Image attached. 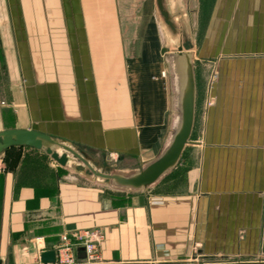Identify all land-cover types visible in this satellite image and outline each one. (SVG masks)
I'll return each mask as SVG.
<instances>
[{
    "label": "crops",
    "instance_id": "crops-1",
    "mask_svg": "<svg viewBox=\"0 0 264 264\" xmlns=\"http://www.w3.org/2000/svg\"><path fill=\"white\" fill-rule=\"evenodd\" d=\"M154 11L0 0V132L66 140L108 168L153 160L174 113ZM203 47L217 79L201 99L196 81L190 144L146 192L105 188L29 147L0 154L2 264H43L85 229L103 232L100 264H264V0H219Z\"/></svg>",
    "mask_w": 264,
    "mask_h": 264
},
{
    "label": "water",
    "instance_id": "water-1",
    "mask_svg": "<svg viewBox=\"0 0 264 264\" xmlns=\"http://www.w3.org/2000/svg\"><path fill=\"white\" fill-rule=\"evenodd\" d=\"M166 1L169 9L165 7ZM155 6L172 32H175V26L171 21V13L178 12L182 15L177 18L178 21L187 20L180 0H155ZM182 33L183 38L192 44L191 38L185 36L183 29ZM161 53L169 70L174 113L165 144L150 162L134 169L104 167L91 155L66 140L33 130L19 129L0 132V154L10 147H29L43 152L58 166L105 188L120 192H146L178 165L185 148L190 144L195 120L197 89L191 49L178 45L174 51L163 48ZM40 260L43 264H54L55 252H43Z\"/></svg>",
    "mask_w": 264,
    "mask_h": 264
},
{
    "label": "rangeland",
    "instance_id": "rangeland-1",
    "mask_svg": "<svg viewBox=\"0 0 264 264\" xmlns=\"http://www.w3.org/2000/svg\"><path fill=\"white\" fill-rule=\"evenodd\" d=\"M126 1V0H125ZM181 7L186 12L187 20H177L182 15L180 13H171L172 22L175 26V32H172L165 20L159 14L155 0H150L153 8L155 7L154 16L160 25L161 32L163 33L162 48H168L170 51H174L178 45H182L184 49H191L194 56L195 64V76L197 85L199 88V99L202 98V90L204 84H210L217 79V60L218 57L204 56V43L205 32L207 26L213 16L216 6L219 0H180ZM167 2V1H166ZM165 2V3H166ZM165 7L169 9L168 2ZM182 29L185 32V36L191 38L192 44L187 42V39L183 38ZM216 77V79H215ZM3 79V64L0 57V82Z\"/></svg>",
    "mask_w": 264,
    "mask_h": 264
},
{
    "label": "built area",
    "instance_id": "built-area-1",
    "mask_svg": "<svg viewBox=\"0 0 264 264\" xmlns=\"http://www.w3.org/2000/svg\"><path fill=\"white\" fill-rule=\"evenodd\" d=\"M103 237V232L99 229L62 234L54 250V264H100L99 244ZM77 251L82 255L77 256Z\"/></svg>",
    "mask_w": 264,
    "mask_h": 264
}]
</instances>
